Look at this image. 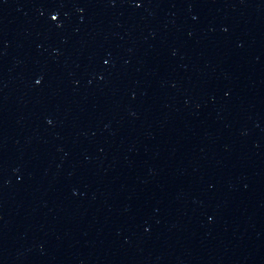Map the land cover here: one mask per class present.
Masks as SVG:
<instances>
[{
    "label": "water",
    "instance_id": "obj_1",
    "mask_svg": "<svg viewBox=\"0 0 264 264\" xmlns=\"http://www.w3.org/2000/svg\"><path fill=\"white\" fill-rule=\"evenodd\" d=\"M0 264H264V0H0Z\"/></svg>",
    "mask_w": 264,
    "mask_h": 264
},
{
    "label": "snow or ice",
    "instance_id": "obj_2",
    "mask_svg": "<svg viewBox=\"0 0 264 264\" xmlns=\"http://www.w3.org/2000/svg\"><path fill=\"white\" fill-rule=\"evenodd\" d=\"M57 15H58V14L54 15L52 18L55 20V19L57 18Z\"/></svg>",
    "mask_w": 264,
    "mask_h": 264
}]
</instances>
